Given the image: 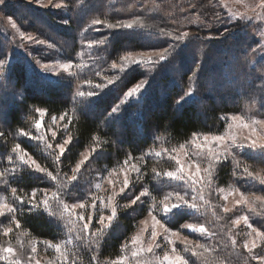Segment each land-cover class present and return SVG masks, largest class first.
Instances as JSON below:
<instances>
[{
	"label": "rangeland",
	"instance_id": "374dc122",
	"mask_svg": "<svg viewBox=\"0 0 264 264\" xmlns=\"http://www.w3.org/2000/svg\"><path fill=\"white\" fill-rule=\"evenodd\" d=\"M87 1L52 0L49 3L48 0H4L0 4L2 83L9 84L11 79L8 78L7 71L12 75L13 65L21 60L34 67L40 80L56 78L61 87L77 99L81 97L79 92L88 96L89 91L98 93L107 88L135 66L146 67L153 75L145 74L125 90L121 103L118 104L122 107L131 97L139 94L134 93L130 97L127 95L137 83L147 81L141 91L150 85L157 65L166 62L177 52L190 58L196 53L198 59L195 60V65L189 62L193 71L188 81L184 80L187 82L185 92L189 87L193 92L184 99L190 98L200 91L198 85L203 79L204 59L206 52L211 49L207 40L201 42L200 39L214 36L218 28L221 33L222 24H229L233 26L234 37L239 33L241 40H245L243 47L247 46L248 54L244 53L242 60L237 59L236 67L233 65L234 61L232 66L225 69L233 70L234 67L233 72L246 71L247 64L254 65L252 71L255 73V81L257 85H264V9L257 6L259 0H109L107 7L101 10L95 8L94 13L90 14L82 27L88 33L79 39L65 32L72 22L70 19L67 21L64 16L70 12H79ZM36 8H40L41 15L35 13ZM56 12L61 18L52 17ZM9 17L12 19L9 20ZM13 21L17 28L12 27ZM121 22L132 26L119 27ZM109 24L116 27L109 28ZM53 27L56 31H52ZM62 28H65L64 31ZM122 29L146 31L166 41L152 48L112 51L109 49V36ZM21 32L25 34L23 37ZM184 33L187 36L177 41L176 37ZM230 39L232 38L216 45L222 48L221 45L228 44ZM37 40L44 43H36ZM169 45H173L170 54L164 53L163 50L169 48ZM235 47L239 49L242 45ZM212 48L215 49L216 46ZM235 51L234 47L228 48V51L223 52V59H229L228 55ZM127 52H133L135 60L144 62L129 63L121 59ZM101 53L107 56L105 63H102ZM142 53L150 54L151 61L148 57L141 56ZM157 54H163L167 59L160 61ZM211 61L208 63L212 64ZM113 62L116 63V68L112 67ZM65 63L70 67L65 69L60 66ZM222 76L221 73L206 75V89L216 94L224 85H231L227 76ZM11 81L14 85V77ZM21 90L20 85L11 86L12 96L17 99ZM252 92L253 95L244 96L242 107L228 114V123L221 132L196 133L189 140L171 146L165 145L163 138H160L142 156L134 158L128 154L121 162L112 165L106 162L99 164V147L91 144L83 149L73 166L63 169L61 158L72 143L65 113L59 116L48 115L47 110L37 106L33 114L26 118L27 128L7 129L6 134V121L2 117L0 204H9L15 208L19 204L17 197L40 201L39 207L55 217L64 232L56 241L37 239L21 226L16 227V213H20L19 211L9 212L5 209L3 215H0V255H8V259L0 260V264H37V261L39 264H171L169 260H165L166 254L169 257L179 254L187 264H262L259 259H253V256L264 255V153L260 152L259 147L253 149L250 144L253 139L258 146L264 144V90L254 88ZM37 108L45 110L43 116L36 111ZM1 110L0 107V114ZM233 115L241 117L250 128H244L240 121L231 120ZM251 129H255V132ZM205 136L209 138L207 141ZM213 136H223L224 140H213ZM23 139L33 147L36 154L24 148L20 143ZM65 141V151L61 153L58 145ZM17 144L20 145L19 149L16 148ZM239 145L243 147H238ZM21 155L25 156V160L20 159ZM39 155H43L44 164L40 162ZM146 157L152 163L150 169L155 185L168 183L163 193L153 194L154 197L150 200L148 186L136 187L142 178L140 160L144 162ZM78 164L80 167L77 169ZM225 164L230 165L231 175L228 182L222 184L218 180V172ZM37 165L46 171H37ZM209 169L211 175L207 171ZM74 171L77 179L70 181ZM23 172L36 173L34 175L43 178L46 184H35L28 191L25 187L16 186L13 181H17L19 173ZM48 172L54 176L59 175V179L52 180L47 175ZM168 172L183 175L184 179L169 177ZM126 178L129 183L125 187L123 182ZM13 187L17 188L15 194L11 191ZM34 190L35 197L32 195ZM145 190L146 194L136 204H131V200ZM177 191L189 200V204L196 203L197 208H189L193 215L174 227L164 221L161 213L165 205L170 207L178 202L175 195ZM54 192L58 193L56 198H53ZM45 197L49 201L47 208L43 204ZM61 198L63 203L69 205L68 210L58 205L57 201ZM145 202H149L148 211L138 221L134 233L123 242L120 255L99 258L103 238L114 226L120 208L138 207ZM73 204L77 205L74 209L71 207ZM113 208L116 209V217L111 224L105 221L103 234L97 233L96 229L101 227L98 223L99 215L107 217L112 214ZM225 208L228 209L227 212ZM153 215L162 221L164 228L154 224ZM80 216L84 220H80ZM90 216L92 220L89 222ZM237 220L239 223H236ZM83 223H89L87 230L82 231ZM189 224L194 227L188 228ZM6 228H11L12 231L5 234ZM253 228L257 232H253ZM154 229L158 235L153 239L151 233ZM133 237L137 239L133 240ZM184 237L188 238L187 242ZM46 241L50 243L46 244ZM246 242L249 246L254 242L256 247L250 252L244 247ZM56 244L60 245L59 250L54 247ZM149 245L151 251H148ZM9 247L14 250V254L3 253L2 250ZM33 247L36 248L35 252L32 251Z\"/></svg>",
	"mask_w": 264,
	"mask_h": 264
},
{
	"label": "trees",
	"instance_id": "16d2710c",
	"mask_svg": "<svg viewBox=\"0 0 264 264\" xmlns=\"http://www.w3.org/2000/svg\"><path fill=\"white\" fill-rule=\"evenodd\" d=\"M108 1L88 0L79 12L68 13L64 18L67 21L70 19L72 23L69 24L70 27L65 32L71 36L75 35L79 39L84 38L88 32L82 27L88 17L94 13L95 8L101 10V8L107 7ZM115 2L119 3V1ZM39 9L36 8V14H40ZM57 16L61 18L57 12L52 15L55 19ZM232 27L229 24H222L220 29L222 32L219 33V28L215 31L217 36L200 39L201 42L207 40L208 47L211 49L206 52L204 59L205 72L203 70V79L198 85L200 91H197L194 96L180 99L187 87V82L184 80L188 81V77L193 71L191 65L198 59V55L195 53L190 58L177 52L175 55H171L172 58L166 62L157 65L150 85L131 97L117 112H113V108L121 103L125 90L145 74L153 75L146 67L135 66L117 82L102 89L96 95H84L76 99L61 87L60 81L56 78L55 80L53 78L40 80L34 67L20 60L13 65L12 75L7 71L8 78L12 80L14 77L15 84L13 85L11 80H9V84L2 83L0 80V107L2 109L0 119L4 117L7 126V128H3L4 132L6 134L7 129L27 128L26 118L33 114L34 108L37 106L47 110L48 115L59 116L65 113L67 130L71 134L72 143L61 158L63 169L73 166L83 149L91 144H96L99 147L98 163L106 162L112 165L115 162H121L128 154L134 158L142 156L160 138H163L165 145L171 146L189 140L196 133H219L228 123V114L243 106L245 95H253L254 88L259 91L264 90V85H257L255 81V73L252 71L255 68L254 65L247 64L246 71L233 72L234 67L233 70L225 69V67L232 66L234 61L233 65L236 67L237 59L241 58L242 60L244 55L248 54L247 46L243 47L245 40H241L239 33H236V37H234ZM64 29L62 28L63 31ZM52 31H56V28L53 27ZM229 38H232L231 41L226 45H221L222 48L216 45ZM165 41L153 33L128 29L116 31L108 39L109 49L118 52L128 49L152 48L162 45ZM75 44L78 45V43ZM239 44L242 47L238 49L235 46H239ZM212 46H216V48L214 49ZM231 47H234L236 51L228 55L229 59H223V52L228 51V48ZM101 54L102 63H105L107 56L104 53ZM209 60H212L215 66L212 61V64L208 63ZM190 61L191 65H189ZM214 73H221V77L226 75L228 82L231 83V85H224L225 87L223 86L221 90L218 89L216 94H212L205 87L206 75L213 76ZM16 85H20L22 88L16 96L17 99L11 93V86ZM20 143L24 145V148H28L36 154L33 147L24 139ZM39 156L40 162L44 164L43 155ZM48 164L50 163H46V165ZM151 165L149 157L144 158V162L140 160L142 178L136 186L137 188L148 186L151 194L149 200L154 197L153 194L163 193L168 185V183L155 185L150 169ZM230 170V165H222L218 172L220 183L228 182L231 175ZM34 174L36 173H19L17 181L13 182L16 186L27 188L28 191L35 184L44 182L43 178H38ZM148 204L149 202H145L138 207L120 208L114 226L103 238L99 258H114L120 255L123 242L128 240L137 229L138 221L148 211ZM29 207L30 205L25 204L24 211L16 213V218L20 221L22 229L29 235L37 239L52 241L58 240L63 235L64 230L46 209L39 207V210L28 211ZM192 215L191 209L183 207L173 209L167 215L164 212L161 213L164 221L174 227L179 226Z\"/></svg>",
	"mask_w": 264,
	"mask_h": 264
},
{
	"label": "snow or ice",
	"instance_id": "6c2138e0",
	"mask_svg": "<svg viewBox=\"0 0 264 264\" xmlns=\"http://www.w3.org/2000/svg\"><path fill=\"white\" fill-rule=\"evenodd\" d=\"M49 3L52 2V0H48ZM4 3V0H0V4H3ZM259 7H261L262 9H264V0H259V4L257 5ZM12 18L9 17V20H11ZM65 23H67V21H65ZM97 23H99V21H97ZM119 27H128L130 28L132 25L130 23H123L121 22L119 25ZM12 27L13 28H17V25L16 23L13 21L12 22ZM109 28H112V27H116V25H111L109 24L108 25ZM20 35L23 37L25 34L23 32L20 33ZM187 36V33H184L180 36H177L176 37V40L177 41H181L183 40L185 37ZM36 43H44L43 41H40V40H37L35 41ZM173 48V45H169V48H166L163 50L164 53H169L170 54V49ZM134 53L133 52H127L126 55L124 57H122L121 59L123 60H127L129 63H143L144 61L143 60H140V61H137L134 59ZM158 55V59L160 61H164L165 59H167V57L163 54H157ZM141 56H145V57H148L149 61H151V55L148 54V53H142ZM155 63V62H153ZM61 67L67 69L70 67L69 64L65 63V64H61L60 65ZM44 67H47L46 65ZM112 67L113 68H116L117 65L115 62H113L112 64ZM147 81L143 82V83H137L135 85L134 88H132L128 93L127 95L130 97L132 96L134 93H140L142 87L144 86V83H146ZM90 83V82H89ZM109 83H111V81H109ZM99 87V86H98ZM193 94L192 92V88L189 87L188 91L185 92L181 97L180 99L183 100L185 96H189ZM79 96H84L85 93L84 92H79L78 93ZM87 95L88 96H94L96 95L95 92L93 91H89L87 92ZM119 105H117L116 107L113 108V112H117L119 110ZM36 111L41 115L43 116L44 115V109H40V108H37ZM64 117H61V119H63ZM231 120L233 121H240L242 126L244 128H250V125L247 124V123H244V121L242 120L241 117L239 116H236V115H233L231 116ZM40 127V123L38 122L37 123V128ZM229 127H231V125H229ZM252 132L254 133L255 132V129H251ZM205 141H207L209 138L208 136H205L204 137ZM213 140H216V141H223L224 140V137L223 136H213L212 137ZM67 143V141H65V143H62V144H59L58 145V148L60 149V152L63 153L65 151V144ZM238 147H243V145H239ZM250 147H252L253 149H256L257 147H259V150L261 153H264V144H260L259 146L257 145V141L255 139L251 140V144H250ZM16 148L19 149L20 148V145L17 144L16 145ZM20 159L23 161L25 160V156L24 155H21L20 156ZM26 162V161H25ZM33 163H35L33 161ZM237 163L239 164V161H237ZM211 164V162H210ZM80 167V165L78 164L77 165V169ZM37 171H40V172H45L46 170L43 169V168H40L38 165H37V168H36ZM209 171V175H211V171L210 169L207 170ZM247 168H245V172H247ZM47 175L52 179V180H58L59 179V175H53L51 172H48ZM167 176L169 177H173V178H177V179H181L183 180L184 179V176L183 175H180V176H177L176 173H173V172H168L167 173ZM77 179L76 175H75V171L73 173V175L70 177V181H75ZM124 186L126 187L129 183L128 179L126 178L124 180ZM195 183V181H194ZM124 189L122 188L121 191H123ZM12 193L15 194L17 192V188L13 187L11 189ZM147 190H145L144 192H141L140 195L136 196L134 199L131 200V204H136L137 201H139L141 199V196H144L146 194ZM33 197H35L36 195V191L34 190L33 191ZM58 195V193H53V198H56ZM171 195V194H170ZM175 195L177 197V203H174L172 204L170 207L165 205V207L163 208V212L167 215L168 213H171L173 209H178V208H181V207H185V208H192V209H196L197 208V204L196 203H191L189 204V200L186 199V197L184 195H181V193L179 191L175 192ZM18 201H19V204L14 208L12 205H9V204H0V215H3V212L5 209H7L9 212H13V211H19V212H23L24 211V205L27 204V205H30V207L28 208V211H32V210H39V205H40V201H35L33 202V200H24V198L22 197H17ZM168 199V196L165 197V200ZM195 198L193 197V200ZM259 199V197H258ZM58 205H62L63 209L64 210H68L69 209V205L67 203H63V199L61 198L60 200L57 201ZM237 203H240V201H237ZM43 204L45 205V208L48 207V204H49V201L47 199V197H45V199L43 200ZM71 207L74 209L77 207L76 204H73L71 205ZM225 212L228 211L227 208L224 209ZM63 213H61L62 215ZM150 215L152 214L151 212L149 213ZM117 213H116V209L113 208L112 210V214L105 217L103 214L99 215V218H98V223L101 225L100 228H97L96 231L97 233H100V234H103L104 232V227H105V221L107 220L109 222V224H111V222L113 221V219L116 217ZM80 220H84V217L83 216H80L79 217ZM152 219L154 221V224L155 225H159L161 228H164V224L162 223V221L160 219H157L155 215L152 216ZM242 219H246V218H243ZM89 222L92 220V217L90 216L88 218ZM15 223H16V227L19 228L21 226L20 224V221L18 219L15 220ZM236 223H239V220L236 221ZM188 228H193L194 226L189 224L187 226ZM249 227H251V225H249ZM82 231L83 230H87L89 228V223H83L82 226ZM12 229L11 228H6L5 229V234H7L8 232H11ZM165 231H168L167 229H165ZM253 232H257V229L253 228L252 229ZM175 235H178V233H174ZM259 234V233H258ZM158 235V233L155 231V229L152 231L151 233V236L152 238L154 239L156 236ZM137 239L136 237H133V240ZM184 240L187 242L188 241V238L187 237H184ZM46 244H49L50 242L46 241L45 242ZM200 247L204 248L205 246L204 245H199ZM54 247L59 250L60 248V245L59 244H56L54 245ZM245 248H248L249 251L251 252V249L252 248H255L256 247V244L253 242L251 244V246H249V244L246 242L245 245H244ZM207 250V249H205ZM3 253H7V254H14V250L9 247V248H5L2 250ZM32 251L35 252L36 251V248L33 247L32 248ZM148 251H151V245H149V248H148ZM173 251L175 252V249H173ZM133 255H135V253H133ZM165 260H169L171 262V264H187V261L184 259L183 256L179 255V254H176L175 256L173 257H169L167 254L165 255ZM8 259V255H0V260H7ZM122 259V258H121ZM253 259H259L262 264H264V255H260V256H253ZM37 264H39V262L37 261Z\"/></svg>",
	"mask_w": 264,
	"mask_h": 264
}]
</instances>
